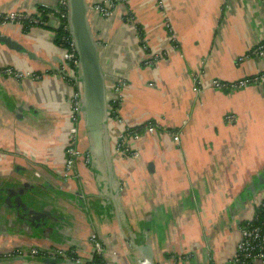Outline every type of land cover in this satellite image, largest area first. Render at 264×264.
<instances>
[{
	"label": "crops",
	"instance_id": "0c3cea01",
	"mask_svg": "<svg viewBox=\"0 0 264 264\" xmlns=\"http://www.w3.org/2000/svg\"><path fill=\"white\" fill-rule=\"evenodd\" d=\"M105 1L87 0L108 94L127 82L119 119L110 118L112 173L89 155L81 120L83 155L67 172L77 88L55 41L57 0H0V13L31 18L0 25L19 45L0 43V66L21 76H0V186H40L28 195L53 199L66 218L57 232L34 231L46 242L22 228L11 238L0 232V264L25 244H56L85 259L93 240L106 264H227L264 201V81L238 91L213 83L264 73V57L252 55L264 41V0H120L103 17L94 6ZM153 121L180 142L157 130L131 141L140 159L115 153L126 128ZM147 245L152 261L139 250Z\"/></svg>",
	"mask_w": 264,
	"mask_h": 264
},
{
	"label": "built area",
	"instance_id": "2783aa9c",
	"mask_svg": "<svg viewBox=\"0 0 264 264\" xmlns=\"http://www.w3.org/2000/svg\"><path fill=\"white\" fill-rule=\"evenodd\" d=\"M118 1L120 0H106L103 3L96 4L94 8L103 17H109L113 14V9ZM53 15L57 19V29L62 27L63 30L68 33V37H63V40L67 42V44L66 46L61 47V50L63 51V60L65 63L64 70L72 79V77H76L79 60L68 24V0H57V6L54 8ZM30 19L31 18L27 17L26 14L18 12H13L7 15L0 13V25L7 23H22L23 21ZM40 23H42V21ZM252 55L264 57V41L259 43L256 48L253 49ZM2 75L7 77H21L19 74L13 72L11 68L0 66V76ZM259 81H264V73L238 80L233 83H225L220 80H216L213 84L217 89L238 91ZM73 83L75 84L77 90L72 97L70 138L66 148V156L68 158L67 172L74 167L73 160L81 155V152L76 148L79 134V128L77 127L76 122L79 118L78 115L80 111L81 94L79 92L80 85L76 81H73ZM126 85V80L120 79L113 87L114 92L117 94L116 97L109 99V111L113 121L114 119H119V109L115 106L119 104L121 100V92ZM194 90H199L198 85L194 88ZM157 130H162L165 134L171 136L173 141L176 143H179L181 140V137L172 129L166 127L164 128L163 126L156 124H147L143 126V128H126L119 136L118 142L115 146V153L119 155L123 154L124 156L130 157L134 160L140 159L141 154L138 150L132 147L131 141L141 140L145 134L152 135ZM36 176L39 177L38 174H36ZM262 205L263 203L260 204V206ZM255 219L256 214L246 223V226L243 227L241 231V240L237 245L235 255L227 264H264V224L255 226L253 224ZM93 244L94 248L92 249V253H90L85 259L81 258L73 249L56 246V244H54V246L53 244H48V246L40 244L16 247L14 249H9L7 253L3 255L4 258L2 259L6 260L4 264H44L42 262L44 259L62 260V263L59 264H70V262L88 264L93 262L96 257L103 256V245L94 240ZM101 264L106 263L103 262Z\"/></svg>",
	"mask_w": 264,
	"mask_h": 264
},
{
	"label": "water",
	"instance_id": "95a60500",
	"mask_svg": "<svg viewBox=\"0 0 264 264\" xmlns=\"http://www.w3.org/2000/svg\"><path fill=\"white\" fill-rule=\"evenodd\" d=\"M89 11L90 7L87 0H68V24L79 60L76 77H72V79H70L72 81H76L80 85L79 92L81 94V104L78 120L84 121L89 139L91 141L89 155L92 158L105 159L107 167L112 173V155L108 152V147L111 142L109 130L112 124L109 111V94L100 60L99 44L92 33L89 23ZM0 43L6 45L8 48L19 49V45L14 43L11 38L3 34L1 31ZM20 116H18V118ZM37 173L38 172L36 171L33 175L35 176L36 182H39L41 178L36 176ZM111 178H113L112 174ZM261 179L264 184V176ZM6 187H15V184L7 183ZM24 187L26 189H19V198L17 199L18 209L16 213L19 220H25L27 226L33 227V230L37 233L40 232L43 234L45 229L49 228H52L57 232V227L54 221H52L54 225H50L51 220L65 222L66 218L57 207L58 204L55 203L56 201L47 202V200L41 196L40 200H38V198L34 199L32 196H28L29 193L33 194L34 192H37L38 188H41L40 186L38 187L35 184H24ZM5 189V187L0 186V201L3 200V196L8 194V190ZM23 194H26V200L21 198ZM38 206L40 210H37ZM1 209L3 212L6 210L5 207H2ZM10 225L12 227V223ZM3 230H7V226H4ZM29 232L30 236L34 235L32 230H29ZM31 238L38 237L33 236ZM44 239L49 240L50 237H44ZM28 245L30 244L22 246ZM22 246L19 245L18 247ZM139 250L145 259L150 261L153 260V252L150 246H141L139 247ZM42 262L44 264H59L62 263V260L44 259ZM70 264L78 263L70 262Z\"/></svg>",
	"mask_w": 264,
	"mask_h": 264
},
{
	"label": "trees",
	"instance_id": "16d2710c",
	"mask_svg": "<svg viewBox=\"0 0 264 264\" xmlns=\"http://www.w3.org/2000/svg\"><path fill=\"white\" fill-rule=\"evenodd\" d=\"M42 16H45L46 17L47 16V13L44 12L42 14ZM42 22H44V20ZM65 36L68 37V33L65 32L62 27L61 28H58L56 30V39H55V41H56V44L59 47L66 46L67 42H65L63 40V37H65ZM120 106L121 105H120V102H119V104H117L115 107L117 109H120ZM151 124H156V123L153 121V122H151ZM39 190H40V188H39ZM29 194H31V193H29ZM3 197H4L3 200L0 201V218L1 217L4 218V215H8L7 212H8L9 209H11V208H8L7 207V205H6L7 204V201H9V205H13L14 206V208H12L14 211H17V209H18L17 207H15V205H17V202H16V198L15 197L14 198L11 197L10 194L5 195ZM262 203H263V205L260 206V207H258L257 210H256V219L254 220V223H253L255 226L264 224V201ZM2 207H5V209H6L4 212L1 209ZM245 226H246V224H244V227ZM3 228L4 227H2V229ZM9 230L14 231L16 233L18 232V228H16V227L14 229L13 228H10ZM0 232L6 233L5 231H0ZM101 263H103V258L102 257H96L93 262L88 263V264H101Z\"/></svg>",
	"mask_w": 264,
	"mask_h": 264
},
{
	"label": "flooded vegetation",
	"instance_id": "af4514ba",
	"mask_svg": "<svg viewBox=\"0 0 264 264\" xmlns=\"http://www.w3.org/2000/svg\"><path fill=\"white\" fill-rule=\"evenodd\" d=\"M81 152V151H80ZM81 155H83V153L81 152ZM80 155V156H81ZM79 156V157H80ZM5 190H8V194H10L11 195V197H15L16 198V202H17V199L19 198L18 197V195H19V190H16L15 188L14 189H11V188H7L6 187V189ZM15 193H17V194H15ZM7 194V195H8ZM28 196H30V195H28ZM22 199H24V200H26L27 199V196H26V194H23L22 195V197H21ZM18 204V203H17ZM7 207L8 208H11V209H9L8 210V212H7V214H8V216H12V218H11V220H12V227L11 226H8L7 227V230H1V231H5V232H7V231H9V229L10 228H18V232L17 233H19V231H22L23 229H26L27 231H29V230H32L33 231V233H35L34 231L35 230H33V227H31V226H27V224L25 223V220H23V221H20L19 220V218H18V216H17V213H16V211H14L12 208H14V206L13 205H9V201H7ZM15 207H17V205H15ZM37 210H40V209H37ZM27 213H28V211H27ZM6 216V215H5ZM4 216V217H5ZM6 219V218H5ZM9 220V219H8ZM52 221H54V223L56 224V225H60V221H57V220H51V223H50V225L52 226V225H54V223L52 222ZM9 224V223H8ZM21 228H22V230H21ZM54 229H52V228H49V229H45V232L43 233L44 235L45 234H48L49 233V231H53ZM11 232H13V233H15L14 231H11ZM11 232H9L8 234H10ZM36 237H38V236H36ZM34 240L35 239H37V240H44L45 242L47 241L46 239H43L42 237H38V238H33ZM46 244V243H45ZM47 244H49V243H47Z\"/></svg>",
	"mask_w": 264,
	"mask_h": 264
},
{
	"label": "rangeland",
	"instance_id": "374dc122",
	"mask_svg": "<svg viewBox=\"0 0 264 264\" xmlns=\"http://www.w3.org/2000/svg\"><path fill=\"white\" fill-rule=\"evenodd\" d=\"M169 23V22H168ZM61 48V47H60ZM115 85H116V83H115ZM114 85V86H115ZM113 86V87H114ZM123 92V91H122ZM122 92H121V97H122ZM117 96V94L114 92V90H113V88H111L110 89V92H109V99H112L113 97H116ZM92 158V157H91ZM93 159H94V157H93ZM6 185H7V183H6ZM51 200V199H50ZM52 202H54L53 201V199H52ZM5 216V215H4ZM4 218H6L5 220H7L6 222H4L3 224H6V225H8V221L10 222V220H11V218H12V216H8V215H6ZM9 219V220H8ZM9 232H11V230H9V231H7L6 233L8 234ZM14 234H13V232H11L9 235H8V237L9 238H11V236H13ZM8 237H6V238H8ZM16 248V247H15ZM11 249H14V248H11Z\"/></svg>",
	"mask_w": 264,
	"mask_h": 264
}]
</instances>
